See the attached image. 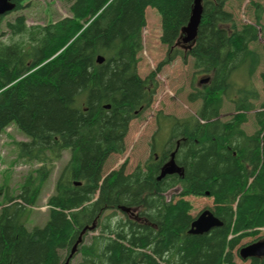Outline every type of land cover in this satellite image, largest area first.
Wrapping results in <instances>:
<instances>
[{
	"label": "trees",
	"instance_id": "trees-1",
	"mask_svg": "<svg viewBox=\"0 0 264 264\" xmlns=\"http://www.w3.org/2000/svg\"><path fill=\"white\" fill-rule=\"evenodd\" d=\"M229 1L203 0L198 34L186 51L181 39L195 0H67L69 16L32 27L21 13L25 0L15 1V18L6 23L9 39L0 34V135L16 126L28 139L18 143L19 157L40 167L1 210L0 264H65L83 229L93 224L78 246L79 264H264V256L240 257L251 244L243 240L264 228V100L257 104L258 91L247 83L261 64L252 46L264 25L259 15L256 24L238 23ZM149 7L160 15L167 52L142 78ZM179 58L192 59L196 71L208 76L188 95L200 103L197 114L160 112L159 135L168 132L160 158L152 155L131 173L123 164L104 175L108 159L125 154L132 121L151 108L157 72ZM261 77L264 85V72ZM226 98L235 114L222 120ZM250 112L252 133L244 127ZM176 149L183 176L159 180ZM65 151L70 158L48 199V222L29 230L31 209ZM171 190L178 192L167 200ZM190 196L212 199L222 226L189 234L196 218Z\"/></svg>",
	"mask_w": 264,
	"mask_h": 264
},
{
	"label": "rangeland",
	"instance_id": "rangeland-1",
	"mask_svg": "<svg viewBox=\"0 0 264 264\" xmlns=\"http://www.w3.org/2000/svg\"><path fill=\"white\" fill-rule=\"evenodd\" d=\"M26 8L21 11L28 18L27 25L29 27L48 25L57 21L62 17L69 16V4L67 0H25ZM227 9L234 13L235 19L240 24H256V17L261 16L262 25H264V0H230ZM14 13L5 16V20L0 25L1 40L9 39V32L6 29L8 20H14ZM147 26L143 30V52L140 55L139 73L145 78L150 72L157 69L158 65L165 59L167 48L160 41L161 24L160 15L153 9L148 8L146 11ZM8 34V35H7ZM188 45L183 43L181 48L186 51ZM264 29H260V39L254 43L252 48L255 49L261 60V64L253 72L254 76L251 81H247L248 85L253 84L258 91L259 101L264 100V85L261 74L264 72ZM208 76L200 74L193 65V60L189 59L184 62L181 58L173 63L166 65L161 72H157L156 80L159 84L157 94L153 100L149 110L140 114L134 119L130 126V131L126 138L127 150L122 155H112L105 167L104 175H108L111 171L119 169L126 164V172L131 173L139 164H145L152 155L159 153V145L153 149L152 141L156 132L157 118L162 112L177 118H185L189 115H196L200 107V103H191L188 95L195 87L202 88L208 82ZM235 80L239 85H246V81L237 76ZM238 86V85H237ZM231 97L236 98V92ZM226 98L224 108L221 113L222 120H229L234 113V106ZM254 112L248 114L249 121L245 124V130L252 133L256 126L254 122ZM166 137L167 130L161 132ZM158 138V136H156ZM28 141L26 136L14 125L8 127L0 135V214L3 207L6 206L9 196L16 197L20 191L26 178L35 173L40 167V163L21 159L18 143ZM70 158V152L65 151L63 158L55 163V169L49 180L46 182L42 195L36 207L31 209L30 217L27 221V228L32 230L35 227H43L49 219L48 199L55 192V184L63 167ZM178 191L171 190L167 193V200L172 198L174 193ZM192 204L191 215L198 217L203 211L211 210L214 207L213 200L205 197H186ZM16 202V201H15ZM120 216V215H119ZM95 234H98L96 232ZM93 235V234H91ZM91 235L89 237H91ZM264 238V228L259 231L258 235L245 238L242 245L255 242L257 239ZM240 262V257L236 258ZM81 255H77L72 259L70 264H79Z\"/></svg>",
	"mask_w": 264,
	"mask_h": 264
},
{
	"label": "water",
	"instance_id": "water-1",
	"mask_svg": "<svg viewBox=\"0 0 264 264\" xmlns=\"http://www.w3.org/2000/svg\"><path fill=\"white\" fill-rule=\"evenodd\" d=\"M16 0H0V17L5 16L13 12L17 8ZM203 0H195L194 8L192 11V16L189 24L183 29V37L181 41L186 45L192 44L198 34V29L201 24L202 14H203ZM187 46L186 48H188ZM98 63H103L104 58L98 57ZM110 106H107L109 108ZM176 151L172 153L171 159L162 167L159 180L165 178L167 175L179 174L183 176V169L176 163L175 160ZM121 211L126 213H131L134 215V212L130 208L121 207ZM222 226V222L213 214L211 210L203 211L191 225L189 234L193 235H202L209 233L212 229ZM96 228V225L88 226L83 229L81 236L77 243L74 245L70 256L68 257L65 264H70L80 243L83 241V235L87 231H93ZM264 256V240H260L249 245H246L240 250V257L243 260H249L252 258H262Z\"/></svg>",
	"mask_w": 264,
	"mask_h": 264
},
{
	"label": "flooded vegetation",
	"instance_id": "flooded-vegetation-1",
	"mask_svg": "<svg viewBox=\"0 0 264 264\" xmlns=\"http://www.w3.org/2000/svg\"><path fill=\"white\" fill-rule=\"evenodd\" d=\"M157 132L159 131V128H157L156 130ZM162 132V131H161ZM158 138L155 136V133H154V137H153V141H152V144L156 141V144L159 145V153H155V156H156V159H159L160 158V155H161V152H162V146H163V142H165V140L167 139L168 137V132L166 134V137L162 135V133H160L159 135V132H158ZM179 147V144L177 145V148ZM176 151V150H175ZM171 155L172 153L170 154V157L168 158V160L164 163V165L171 159ZM163 165V166H164ZM162 170V169H161ZM175 175V174H173ZM176 175H179V174H176ZM180 176V175H179Z\"/></svg>",
	"mask_w": 264,
	"mask_h": 264
}]
</instances>
